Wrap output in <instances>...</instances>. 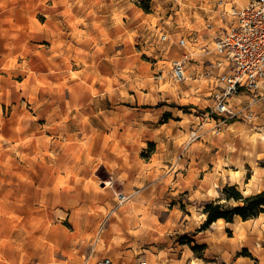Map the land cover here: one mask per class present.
Returning a JSON list of instances; mask_svg holds the SVG:
<instances>
[{"label": "rangeland", "instance_id": "374dc122", "mask_svg": "<svg viewBox=\"0 0 264 264\" xmlns=\"http://www.w3.org/2000/svg\"><path fill=\"white\" fill-rule=\"evenodd\" d=\"M248 1L0 0V264H264V213L201 229L264 163L263 106L217 133L199 77Z\"/></svg>", "mask_w": 264, "mask_h": 264}, {"label": "built area", "instance_id": "2783aa9c", "mask_svg": "<svg viewBox=\"0 0 264 264\" xmlns=\"http://www.w3.org/2000/svg\"><path fill=\"white\" fill-rule=\"evenodd\" d=\"M224 14L229 21L214 32L213 56L205 60L199 74L210 84L211 104L206 117L217 123V133L221 124L252 120L257 115V105L263 106L261 116L264 115V0H249L241 8H231L228 13L224 10ZM178 44L185 47V39L181 38ZM169 75L174 82L183 81L184 62L172 61ZM241 97L248 101L235 103ZM96 264L113 262L103 259Z\"/></svg>", "mask_w": 264, "mask_h": 264}, {"label": "trees", "instance_id": "16d2710c", "mask_svg": "<svg viewBox=\"0 0 264 264\" xmlns=\"http://www.w3.org/2000/svg\"><path fill=\"white\" fill-rule=\"evenodd\" d=\"M264 167V163L261 165ZM224 203L208 202L203 207V214L206 219L201 229H208L218 219L226 223H232L234 218L239 217L242 221L257 218L264 213V191L244 197L236 185H226L223 190ZM234 201L236 206H229L226 203Z\"/></svg>", "mask_w": 264, "mask_h": 264}, {"label": "crops", "instance_id": "0c3cea01", "mask_svg": "<svg viewBox=\"0 0 264 264\" xmlns=\"http://www.w3.org/2000/svg\"><path fill=\"white\" fill-rule=\"evenodd\" d=\"M243 169L239 166L235 167L234 171L231 172L233 174L232 177L227 175L228 182L236 185L245 197L264 191V167L257 166L253 168L249 178L245 176V170ZM258 218L259 216L251 220H257ZM248 221L250 220L242 222Z\"/></svg>", "mask_w": 264, "mask_h": 264}, {"label": "bare ground", "instance_id": "6f19581e", "mask_svg": "<svg viewBox=\"0 0 264 264\" xmlns=\"http://www.w3.org/2000/svg\"><path fill=\"white\" fill-rule=\"evenodd\" d=\"M107 184V183H106ZM239 218V217H238ZM222 222H224L222 219H218L215 223H222ZM214 224V223H213ZM51 258V255H48V256H46L45 258H44V260L46 261V260H48V259H50Z\"/></svg>", "mask_w": 264, "mask_h": 264}]
</instances>
